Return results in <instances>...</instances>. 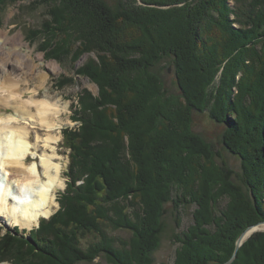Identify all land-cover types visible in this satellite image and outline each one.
Here are the masks:
<instances>
[{"label":"trees","instance_id":"1","mask_svg":"<svg viewBox=\"0 0 264 264\" xmlns=\"http://www.w3.org/2000/svg\"><path fill=\"white\" fill-rule=\"evenodd\" d=\"M8 1L0 0V16L4 2L17 0ZM76 1L39 0L49 9L39 31L28 30L26 38L39 41L41 51L50 50L46 55L61 65L94 53L96 62L88 59L82 73L98 86V96L84 94L87 114L79 111L84 118L80 131L63 132L71 158L59 211L40 220L27 238L16 229L0 235V260L91 264L99 258L107 264H153L163 233L161 217L171 203L174 208L195 206L192 225L176 239L174 264L226 261L239 234L264 221V0H233V8L226 0H167L186 5L177 14L137 7L134 14L146 21H171L167 29L152 25L157 47L151 39L137 40L134 31L130 37L122 35L121 26L114 30L100 3L87 6L88 18L87 9L80 16ZM183 19L185 26L179 24ZM124 23L126 28L131 24ZM164 52L176 67L185 108L159 99L161 80L150 63ZM221 68L212 109L204 108L206 86ZM191 109L208 110L211 120L224 125L222 142L240 159L242 186L216 162L211 145L190 130ZM222 198L225 205L217 213ZM110 229L130 237H112ZM85 238L91 240L83 249ZM232 264H264V232L253 234Z\"/></svg>","mask_w":264,"mask_h":264},{"label":"rangeland","instance_id":"2","mask_svg":"<svg viewBox=\"0 0 264 264\" xmlns=\"http://www.w3.org/2000/svg\"><path fill=\"white\" fill-rule=\"evenodd\" d=\"M10 1V0H9ZM8 1V2H9ZM39 0H17L15 2L11 1L8 4L4 2L5 9L3 13L0 16V54L7 51L8 49L16 48L17 52L21 55V58H27L29 57V63L34 66L33 73L30 74L31 68H27L26 72L30 74L29 76L24 73H19L20 66L22 67V64L18 67V65L13 64L12 70V76L16 75V79H21L25 82V80L30 81V84L33 86L35 85H41L39 88V91H37L38 97H46L48 99H53L54 101L59 100L61 107H64L63 112L61 113V126L59 130L54 131V134L56 136H60V140L57 143L56 148L58 149V154L60 156V162L62 166V173L61 177L64 181L63 188L59 189L55 194V200L57 202V206L52 210L51 214L48 217L41 216L37 224L31 225L28 228L27 227H21L17 224H12L8 220V218L4 216H0V235L5 234V232H14L16 229L18 234L21 235L24 238L29 237L31 231L35 230L39 226L40 220H48L51 216H53L55 213H57L60 209L59 205V195L62 194L67 187V183L69 182V177L67 176V170L68 165L70 163L71 153H70V144L68 142L65 143L64 141V130L67 131H73V132H79L80 127L83 124V119L80 118L81 113L79 111H82L85 116L87 114V102L83 101V97H86L84 94H90L91 96L97 97L98 96V86L91 81L85 74H83L82 70H84V65L88 61V59H94L96 62V57L94 53H84L82 54L78 59L69 58L64 61V63L61 65L58 61L55 59H51L46 53H50V50H46L42 52L41 45L39 41H35L30 43L27 38V32L31 29L32 34H34L35 30L39 31V28L43 22V20L46 17V11H48L49 7L45 4H42L41 2H38ZM164 1V4L161 6H154V5H148L144 4L142 0H81L73 2V6L79 8L77 10V13L81 16L82 10L88 11V7L90 9V5H97L101 4L105 9L108 10V13L106 15L111 19L112 22H114V30L118 28L117 26H121V30L123 31L122 35H129L131 37L132 31L135 33V38L141 37L143 39H146L150 41V44L154 46H158L156 42L158 39L155 34L154 29L152 28L153 24H161L160 26L163 27L165 24L166 29L171 24V21L166 18L165 20H161L162 22H157L154 20L148 19L147 21L144 18H141V14H134L135 12H138L137 7H143V8H152V10L160 11L162 12H171V14L178 13V9L181 10V8L185 7L186 5L184 3H166L167 0ZM249 1V0H246ZM169 2V1H168ZM226 3L233 8V0H226ZM3 4V5H4ZM88 6V7H87ZM151 10V9H150ZM86 11V12H87ZM147 11V10H146ZM173 12V13H172ZM89 11L84 14V18H88ZM150 13V14H149ZM68 14V13H67ZM149 15H152V13L149 11ZM152 17V16H151ZM128 21L131 23L128 28H126V24L124 22ZM232 19V17H231ZM114 20V21H113ZM186 21L184 19L179 22V24H183L185 26ZM173 24V23H172ZM194 24V23H193ZM124 25V26H123ZM234 26V25H233ZM192 27L195 28L192 25ZM117 31V30H116ZM2 33V34H1ZM167 33V31H166ZM174 36V35H173ZM171 37V40L173 43H177V38ZM122 37V36H121ZM145 37V38H144ZM11 39L8 41V39ZM7 39V40H6ZM14 43H13V42ZM16 42V43H15ZM153 42V43H152ZM164 44V43H163ZM148 45V42H147ZM150 46V45H149ZM155 47V49H156ZM167 49V48H166ZM158 50V49H156ZM110 53L112 52L111 49H109ZM159 54V52L157 53ZM167 52L163 53L161 59L157 60L158 62L150 63V70L155 71L156 74L160 77L161 80V89L159 91V99L162 100V102L168 100L169 104H174L172 106L177 105L176 107H186L187 102L185 101L184 97L182 96L184 93V90L181 89L180 83L177 81L176 77V67L171 62V54ZM166 55V56H164ZM71 59V60H70ZM135 59V58H134ZM3 60H0V65ZM132 62H130L131 64ZM16 65V70H15ZM8 67V68H9ZM1 71V67H0ZM30 71V72H29ZM222 68L218 70L212 80V83L208 86H206V90L204 91V99L205 104L204 108L212 109L210 106V103H213V99L211 97V93H213L216 88L218 87V82L220 79V75H222ZM25 72V71H24ZM102 69L101 67L98 68V73H101ZM179 72V71H177ZM36 74L44 75L46 76V81L44 83H38V78L35 77ZM0 76H2L0 72ZM25 79V77H27ZM237 80V78H236ZM192 81V80H191ZM15 83L5 79L4 77H0V117L6 115L7 113H13L15 116H17L18 111L13 112H2V108L7 107L11 109V106L15 104V93L16 90L14 88ZM32 89V88H30ZM31 91V90H29ZM210 97H208V95ZM31 96V94H27L26 98L28 99ZM174 102V103H173ZM58 103V104H59ZM3 106V107H2ZM2 107V108H1ZM86 108V110H85ZM189 116V122L188 125L190 126V130L192 133L200 136L203 138V140L211 145L212 149L215 153V160L219 165H225L226 168L232 171V176L235 180V182L242 186V181H239L237 176L241 175V162L238 156L233 154L229 149H227L226 146H224L222 142V135L224 133V125L218 124L215 121L211 120L209 117L208 110H190ZM79 117V118H78ZM113 117V115H112ZM110 118V117H108ZM111 119V118H110ZM118 121H115L113 124L117 126ZM158 123V122H157ZM173 123V122H170ZM159 124H163L160 123ZM156 126H158L156 124ZM160 126V125H159ZM33 133L31 134L32 138L30 139L32 143L34 144L36 135H39L35 128L32 129ZM125 142H128V136L124 135ZM41 143V142H40ZM32 161V160H31ZM0 175L2 176V172L0 169ZM3 177V176H2ZM4 178V177H3ZM0 183L5 184L6 180L0 181ZM79 184L82 182H78ZM263 193H264V186H263ZM225 205V199H220L218 203H216V212L218 213L219 210H221ZM195 210L194 205H186L182 207L174 208V206L171 203H168L165 205V214L161 217V222H163V233L161 234L160 243L158 248L152 253L153 258V264H174L175 259V253L176 250L179 248L180 243L177 242V237L181 236V233L186 231V229L192 225L193 223V212ZM263 223V224H262ZM38 225V226H37ZM255 225H264V221L258 222ZM255 225L248 226L245 228L239 236L236 238V241L234 242V248L233 253L235 251V248L237 246V240L242 235V233L246 232L248 228L249 230L253 229ZM257 227V226H256ZM256 230H262L256 228ZM258 232H264L262 231H253L249 237H245L246 239L241 242V244L238 246L237 253L239 249L243 246V244L255 233ZM108 233L115 238H122V239H128L130 237V233L122 230H108ZM91 239L85 238L81 241V247L84 249L86 248L88 242ZM232 255L224 262L220 264H232L236 258H233ZM236 253V254H237ZM0 263H8L12 264L9 261H3L0 260ZM86 264V263H81ZM91 264H107L103 259L96 258L93 263Z\"/></svg>","mask_w":264,"mask_h":264},{"label":"bare ground","instance_id":"3","mask_svg":"<svg viewBox=\"0 0 264 264\" xmlns=\"http://www.w3.org/2000/svg\"><path fill=\"white\" fill-rule=\"evenodd\" d=\"M1 59L0 77L14 82L16 90L15 104L11 109L2 106V112L18 111V114L7 113L0 117V169L4 177L0 175V181L6 180L5 184L0 183V216L5 215L12 224L28 228L37 224L41 216L51 214L57 206L55 194L64 186L62 166L58 162L61 158L56 148L60 136L54 134L61 126L64 107L59 100L38 97L37 91L42 84L32 86L30 81L12 76L13 67L9 66L15 63L18 67L22 64L19 73L28 76L33 73L34 66L28 62L29 57L21 58L17 49L12 48L0 54ZM27 68H31L30 74L26 72ZM35 77L38 83L46 81L44 75L36 74ZM27 94H31L28 99ZM34 128L40 136L36 135L33 144L30 139ZM30 158L34 161L28 163ZM256 226L264 230V225ZM255 227L252 232L262 231ZM250 234L246 233L245 237Z\"/></svg>","mask_w":264,"mask_h":264},{"label":"water","instance_id":"4","mask_svg":"<svg viewBox=\"0 0 264 264\" xmlns=\"http://www.w3.org/2000/svg\"><path fill=\"white\" fill-rule=\"evenodd\" d=\"M263 224V223H262ZM256 226V225H255ZM251 228V227H250ZM250 228H248L247 230H246V232H244V233H242V235L239 237V239L237 240V246H236V248H235V251H234V253H233V257H232V259L234 258V256L236 255V253H237V250H238V246L241 244V242H242V240H243V238L245 237V235H246V233H252V230H249ZM230 262V261H229ZM228 262V263H229ZM227 263V264H228Z\"/></svg>","mask_w":264,"mask_h":264},{"label":"clouds","instance_id":"5","mask_svg":"<svg viewBox=\"0 0 264 264\" xmlns=\"http://www.w3.org/2000/svg\"><path fill=\"white\" fill-rule=\"evenodd\" d=\"M38 226V225H37Z\"/></svg>","mask_w":264,"mask_h":264}]
</instances>
